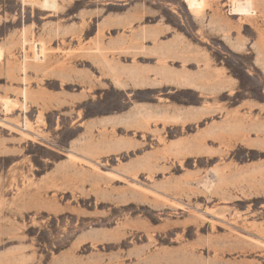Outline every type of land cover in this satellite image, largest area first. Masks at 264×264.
Instances as JSON below:
<instances>
[{
	"label": "rangeland",
	"instance_id": "1",
	"mask_svg": "<svg viewBox=\"0 0 264 264\" xmlns=\"http://www.w3.org/2000/svg\"><path fill=\"white\" fill-rule=\"evenodd\" d=\"M203 1L0 0V264H264V0Z\"/></svg>",
	"mask_w": 264,
	"mask_h": 264
},
{
	"label": "bare ground",
	"instance_id": "2",
	"mask_svg": "<svg viewBox=\"0 0 264 264\" xmlns=\"http://www.w3.org/2000/svg\"><path fill=\"white\" fill-rule=\"evenodd\" d=\"M50 1V2H49ZM54 1V0H53ZM52 0H44V7H54V3H53ZM188 6V8L190 10H192L194 13H199L201 10H203V7H204V1L203 0H184ZM42 3V4H43ZM54 9V8H53ZM39 47V46H38ZM36 48V52L38 53L39 51L43 52L40 48ZM1 52V51H0ZM39 55V53L37 54ZM41 55V53H40ZM41 57V56H40ZM0 59H1V56H0ZM38 59V58H37ZM3 107H4V110L7 112L9 111V107L12 106V104H10V102L8 101H5L2 103Z\"/></svg>",
	"mask_w": 264,
	"mask_h": 264
},
{
	"label": "built area",
	"instance_id": "3",
	"mask_svg": "<svg viewBox=\"0 0 264 264\" xmlns=\"http://www.w3.org/2000/svg\"><path fill=\"white\" fill-rule=\"evenodd\" d=\"M37 46V45H36ZM43 59V57H40V56H38V60H42Z\"/></svg>",
	"mask_w": 264,
	"mask_h": 264
}]
</instances>
